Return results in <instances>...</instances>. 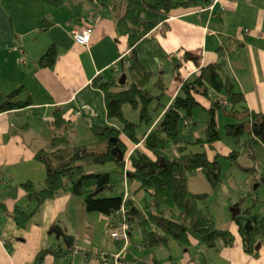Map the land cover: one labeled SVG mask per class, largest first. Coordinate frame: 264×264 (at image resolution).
Instances as JSON below:
<instances>
[{"label": "trees", "instance_id": "1", "mask_svg": "<svg viewBox=\"0 0 264 264\" xmlns=\"http://www.w3.org/2000/svg\"><path fill=\"white\" fill-rule=\"evenodd\" d=\"M43 1L60 7L67 0ZM99 2L104 8L102 11L117 20L119 32L125 34L128 41L126 50L120 52V57L124 55L121 69L127 74L126 84L119 82L122 75L113 73L117 66L93 79V85L104 93L108 118L118 125L95 124L92 127L95 140L77 143L71 138L70 119L60 107L56 108L53 113L56 130L50 143L33 154L34 159L45 166V185L41 187L33 180L20 183L24 195L9 208L4 189L10 184L6 183L8 176L0 168V208L8 212L18 226L27 229L36 222L48 200L71 194L81 199L87 212H101L118 222L119 227L113 232L122 231L125 226L129 241L132 231L140 230L143 245L148 248L170 247L173 240L187 245L192 239L208 249L233 247L237 240L235 232L230 226L218 223L207 199L225 184L222 157L244 170H251V167L240 161L239 150L219 151V143L224 138L219 128V109L240 115L242 119L226 123L224 131L237 141L248 134L247 144L250 145L258 140L264 143V111L248 105L246 93L236 88L222 64L203 63L201 50L187 49L180 58L178 70L184 69L186 64L197 70L183 81L173 98L164 78L141 61L138 44L153 36L160 27L167 33L174 9L189 7L197 0ZM212 3L213 0L208 6ZM219 10L221 13L225 10L220 2L213 16ZM50 23L44 20L42 29H48ZM246 29L249 28L243 32L249 35L251 29L248 33ZM58 55L57 47L52 45L38 60H20L23 76H30L43 67L54 68ZM34 97L25 85L9 92L0 89V113L30 107ZM199 108L209 113L202 133L195 117ZM134 114L137 118L132 117ZM110 159L117 164V169H89L104 165ZM113 172L126 176V191L117 192V183L112 181ZM193 180H198L197 183L206 180L208 188L194 190ZM1 183L6 185L2 187ZM232 206V218L245 251L259 257L262 249H257L258 244H264V214L254 213L253 206L243 210L240 202ZM116 239L128 243L124 238ZM70 251L49 246L39 251L32 264H42L48 254L61 256ZM155 262L162 264L158 258Z\"/></svg>", "mask_w": 264, "mask_h": 264}, {"label": "crops", "instance_id": "2", "mask_svg": "<svg viewBox=\"0 0 264 264\" xmlns=\"http://www.w3.org/2000/svg\"><path fill=\"white\" fill-rule=\"evenodd\" d=\"M66 2L55 7L64 8L60 12L67 14L63 24L52 9L54 6L43 0H0V89L9 92L25 85L35 96L30 107L0 113V168L10 184L4 189L9 208L24 195L20 183L33 180L41 187L45 185V166L33 154L49 145L56 130L53 122L56 108L60 107L70 119L71 138L77 143L95 140L92 131L95 124L118 125L108 118L104 93L93 85V79L109 73L120 58V51H114L113 46L105 50V55L100 48L120 34L117 20L105 11L98 22L94 20L99 0H74L76 8L67 9L68 12ZM210 2L197 0L189 7L175 8L169 17L167 33L160 27L153 36L142 40L137 47L138 55L147 68L164 78L173 98L183 79L197 70L187 64L178 70L180 58L187 49L201 50L203 63L222 64L236 88L246 93L248 105L264 111V0H220L225 10L214 16L202 12ZM44 20L51 22L45 30ZM56 26L64 39L59 33L47 41L48 33ZM81 26L92 31L89 46L77 42L72 34L74 27ZM245 28L251 29L249 35L243 32ZM27 41L35 44L34 50L24 49ZM52 45L59 52L55 67H43L24 77L19 50H25L24 61L29 62L38 60ZM84 55L91 58L90 69L85 65ZM3 56L8 60L5 64ZM5 66L10 67L6 75ZM115 70L116 76L123 74L120 65ZM132 117L137 118L135 114ZM56 225L68 228L75 237L74 246L67 255L48 254L42 264H156L155 258L162 264H264V244L261 242L259 257L246 252L238 226L232 228L237 239L235 245L219 249H208L195 239L187 245L174 240L170 247L148 248L143 245L138 229L132 231L128 243L118 242L112 235L119 227L118 222L108 215L87 212L81 199L71 194L48 200L36 222L27 229L18 226L0 208V264H32L39 251L49 246L69 250L63 237L54 232ZM101 253H106L108 259H102Z\"/></svg>", "mask_w": 264, "mask_h": 264}, {"label": "rangeland", "instance_id": "3", "mask_svg": "<svg viewBox=\"0 0 264 264\" xmlns=\"http://www.w3.org/2000/svg\"><path fill=\"white\" fill-rule=\"evenodd\" d=\"M83 1H87V0H83ZM73 3H75L74 0H67L65 5H67L68 7L64 6L67 7L65 10L66 12H68L67 9L71 10L76 8V6H74L75 4ZM96 7H98V12H100L101 4L100 5L98 4V6L96 5ZM52 9L57 13L58 20L62 21L64 24V20L66 19L67 14L65 12L62 13L60 12L62 11L61 9L64 8L54 7ZM84 11L85 10H83V12ZM78 12L81 13L82 11H78ZM105 14L107 13L105 12ZM83 16H84L83 18L86 17L85 15ZM59 33H60L59 28L58 26H56L54 30L48 33L47 41H50L56 35H59ZM60 34L62 38L65 37L62 33ZM104 43H103L104 45L101 44L100 46L101 50L104 52V55H105V50L110 49L112 46L114 47L113 48L114 51L124 52L128 45L127 38L123 33L118 34V36L115 37L113 41L109 43L108 41H106ZM24 49L30 52L35 49V44H32L29 41H27ZM24 49L19 50L20 51L19 54H20V59H22L21 61L26 62L24 61V59L27 58V54L25 55L23 54L25 51ZM106 53L108 54L107 51ZM4 56H8V55H4ZM4 56L2 57L1 60L5 64L8 60L5 59ZM83 58L85 65L88 67L89 64L91 63L90 56L84 55ZM123 59H124V55H122L119 58L118 60L119 63L115 61L116 63L113 64V68L119 65L120 67H122ZM5 69L6 71L4 73L6 75L10 70V67L7 69V67L5 66L4 70ZM87 69H90V67H88ZM186 78H184L183 80H185ZM195 117L199 121L198 127L200 128V131L202 133L201 129L206 126L209 119V113H207L203 108H199L196 112ZM241 119L242 118L240 117L239 114L233 115L230 114V112L225 108L219 109V114H218L219 128L223 133L224 138L223 140L220 141L218 149L223 153H228L232 150H239L241 152L240 161L243 162L244 165L251 167V170H244L243 168H240L237 164H232L229 158L222 157L220 161L222 163V171L224 175L225 184L223 185V187H221V189L213 192L207 199V203L209 204V207L211 208L214 215L217 217L218 223L223 226H230L231 228L234 227L236 228L237 226L236 222H234L232 218L234 214L233 212L234 206L232 205L235 203L237 204L238 202H240V206L243 210H245L249 206H253L254 213L260 215L264 214V143L258 140V141H254V143L250 145L247 144V141L249 139L248 134L243 135L240 141H237L234 137L226 135L224 131L225 129L224 126L226 123L240 121ZM253 153H255L256 155H254ZM93 168L94 169L98 168L99 170H105V171H113L117 169L118 166L113 159H110L109 162H107L104 165L99 164L89 167V169H93ZM112 181L117 183V192L122 193L123 191H126L128 189L126 176L122 172H113ZM197 182L198 180L192 181V188L194 190H205L208 188V184L206 180H203L199 183ZM256 197H258L257 200ZM99 213L101 215H104L101 212ZM176 243L181 245V243L179 242Z\"/></svg>", "mask_w": 264, "mask_h": 264}, {"label": "built area", "instance_id": "4", "mask_svg": "<svg viewBox=\"0 0 264 264\" xmlns=\"http://www.w3.org/2000/svg\"><path fill=\"white\" fill-rule=\"evenodd\" d=\"M219 2V0H214L212 4H210L207 8L203 9V11H209V16H213V11H214V8L216 6V4ZM103 8L101 7V10ZM225 9V6L222 5V10ZM202 11V12H203ZM94 20L96 22H98L101 18V14L100 12L96 13L94 16H93ZM249 32V29H246V33ZM72 34L74 36V38L76 39L77 42H79L80 44L82 45H88L90 42H91V39H92V31L86 27V26H82V27H75L72 31ZM112 235L117 238H124L126 239L128 242H129V235L127 233V230H126V227L123 226L122 227V231H118V232H113ZM101 258L104 259V260H107L108 257L101 253Z\"/></svg>", "mask_w": 264, "mask_h": 264}, {"label": "water", "instance_id": "5", "mask_svg": "<svg viewBox=\"0 0 264 264\" xmlns=\"http://www.w3.org/2000/svg\"><path fill=\"white\" fill-rule=\"evenodd\" d=\"M120 84H126L127 82V74L125 72H123L122 77L120 78ZM54 232L56 233L57 237H63L67 248L70 250L72 249V247L74 246L75 243V237L74 235L70 234L68 231V228L65 226H61V225H56ZM262 243L260 242L258 244L257 249L261 248Z\"/></svg>", "mask_w": 264, "mask_h": 264}, {"label": "clouds", "instance_id": "6", "mask_svg": "<svg viewBox=\"0 0 264 264\" xmlns=\"http://www.w3.org/2000/svg\"><path fill=\"white\" fill-rule=\"evenodd\" d=\"M101 7H102V6H101ZM102 8H103V7H102ZM103 9H104V8H103ZM103 9H102V10H103ZM102 10H101V11H102ZM101 11H100V14H101Z\"/></svg>", "mask_w": 264, "mask_h": 264}]
</instances>
